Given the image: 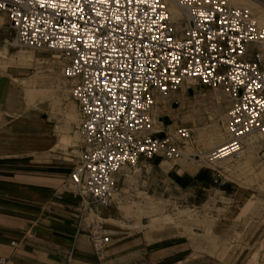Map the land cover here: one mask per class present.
Returning <instances> with one entry per match:
<instances>
[{
  "label": "built area",
  "instance_id": "1",
  "mask_svg": "<svg viewBox=\"0 0 264 264\" xmlns=\"http://www.w3.org/2000/svg\"><path fill=\"white\" fill-rule=\"evenodd\" d=\"M1 16L12 46L65 62L84 143L69 184L83 216L110 206L123 167L182 156L189 129L149 133L157 98L181 86L220 89L230 100L227 140L210 159L237 161L245 138L264 139V25L229 0H0ZM86 239L100 257L103 226L90 224Z\"/></svg>",
  "mask_w": 264,
  "mask_h": 264
},
{
  "label": "rangeland",
  "instance_id": "2",
  "mask_svg": "<svg viewBox=\"0 0 264 264\" xmlns=\"http://www.w3.org/2000/svg\"><path fill=\"white\" fill-rule=\"evenodd\" d=\"M253 1L258 5L256 8H238L247 9L256 21L260 15L264 19V5ZM1 22L9 29L5 17ZM178 27L180 30L182 26ZM13 37L11 32L0 46V75L6 71L12 73L15 105L21 108L13 119L26 124L15 132L37 135L45 131L46 152L42 157L62 168L59 183H64V190L73 195L68 178L84 151V143L77 106L69 96L63 76L65 62L44 50L16 48L12 46ZM161 97L166 101L165 109L155 103L156 111L161 113L156 118L161 124L159 135L171 136L179 127L191 132L180 151L182 156L173 161L142 160L136 166L123 167L116 177V194L108 208L100 209L97 215L83 216L77 197L78 221H83L85 227L101 224L108 238L105 248L117 243L124 233L141 235L146 242L176 238L195 253L191 260L206 253L225 263L264 264V139L254 133L244 139V145L249 137H255L262 147L244 151L237 161L210 164L204 157L227 140L225 121L229 98L220 89L185 85ZM214 122L220 130L218 140L206 137ZM191 123L196 128H191ZM21 146L31 151L41 143L23 141ZM198 167L202 168L194 172ZM237 201H243V206L236 208ZM221 218L227 222L220 223ZM229 227L236 231L232 241L238 254H226L229 241L221 235ZM199 229L205 231V238L197 236ZM201 245L206 249L201 250ZM217 250L223 254L215 256L210 252Z\"/></svg>",
  "mask_w": 264,
  "mask_h": 264
},
{
  "label": "crops",
  "instance_id": "3",
  "mask_svg": "<svg viewBox=\"0 0 264 264\" xmlns=\"http://www.w3.org/2000/svg\"><path fill=\"white\" fill-rule=\"evenodd\" d=\"M256 1L264 5V0ZM3 17L0 46L12 32L9 26L11 32L3 26ZM12 78L8 71L0 75V264H234L206 253L191 260L195 253L176 238L146 242L141 235L126 233L99 257L85 238L88 226L78 221L77 197L64 190V183H59L62 168L42 157L46 152L45 131L37 135L15 132L25 123L13 119L21 108L15 105ZM23 141H38L41 146L30 151L21 146ZM257 158L261 163L260 150ZM236 203V208L244 204ZM225 219L219 222H227ZM229 228L221 235L229 241L226 254H238L232 241L236 231ZM205 235L199 229L197 236ZM200 249L206 248L201 245ZM210 252L215 256L223 254L220 250ZM67 255L68 263L63 259Z\"/></svg>",
  "mask_w": 264,
  "mask_h": 264
},
{
  "label": "bare ground",
  "instance_id": "4",
  "mask_svg": "<svg viewBox=\"0 0 264 264\" xmlns=\"http://www.w3.org/2000/svg\"><path fill=\"white\" fill-rule=\"evenodd\" d=\"M230 4L233 5V6H237V7H241V6H244V7H248V8H256L255 6H258L253 0H229ZM251 4V5H250ZM261 8V7H260ZM251 10V9H249ZM264 10V9H263ZM168 11H169V14L171 16V18L174 20V21H178L180 20L181 16H180V13L178 12V10L172 6V5H169L168 6ZM252 11V10H251ZM259 20H257V22L259 23H263L264 22V19H261L263 18L262 15L259 16ZM216 99V97H215ZM165 99L163 97H158L157 100H156V106L158 105H161L162 106V109H165ZM220 103V102H219ZM155 106L153 112H152V119H151V123H150V129H151V133L153 134H158V133H161L162 131L160 130V126L161 124L159 122H157L156 118L159 116V114H161L159 111H156L157 107ZM158 110V109H157ZM218 112V110L216 111V113ZM73 113V112H72ZM68 114V113H67ZM220 114V113H219ZM70 115V113H69ZM75 115V114H74ZM209 115V114H208ZM72 116V115H71ZM68 117V116H67ZM220 118V117H219ZM71 119L74 120L75 122V119L72 117ZM218 119V118H217ZM216 119V120H217ZM77 125V124H76ZM191 128H196L195 124L191 123L190 125ZM224 134V133H223ZM207 138L209 139H212V140H218L219 137H220V130L217 126V124L214 122L213 123V126L212 128L207 132L206 134ZM253 134L249 135V136H252ZM202 136V135H201ZM63 137V136H62ZM68 138V137H67ZM60 141V140H59ZM64 143V142H63ZM224 143V142H223ZM222 143V144H223ZM68 144V143H67ZM222 144H219L217 147H220L222 146ZM261 144V143H260ZM257 147H262V145H258V143H256V140H255V137H249L246 141V144L244 145V149H243V152L244 151H248V152H252L254 151ZM212 149V148H211ZM209 151V150H208ZM242 152V153H243ZM202 154V153H201ZM262 154L264 156V149L262 151ZM184 156L186 157V154H184ZM202 156V155H201ZM204 160H208V162L211 164L213 161L215 160H212L210 159L209 156L207 157H204ZM208 164V163H207ZM206 166V165H205ZM211 167V166H210ZM224 167V166H223ZM202 167H198L196 169H194V172H197L199 169H201ZM239 199V198H238Z\"/></svg>",
  "mask_w": 264,
  "mask_h": 264
}]
</instances>
